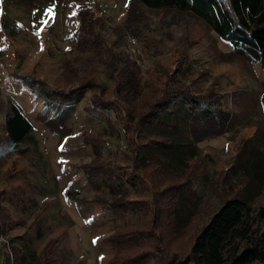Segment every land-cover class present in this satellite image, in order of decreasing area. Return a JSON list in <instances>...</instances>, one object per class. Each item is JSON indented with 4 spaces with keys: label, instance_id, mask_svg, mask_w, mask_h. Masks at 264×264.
<instances>
[{
    "label": "rangeland",
    "instance_id": "obj_1",
    "mask_svg": "<svg viewBox=\"0 0 264 264\" xmlns=\"http://www.w3.org/2000/svg\"><path fill=\"white\" fill-rule=\"evenodd\" d=\"M127 37L135 38L139 52L127 48ZM114 59L113 74L124 72L118 86L130 93L129 102L148 88L147 79L156 81L177 61L192 91L212 86L215 94L218 105L204 118H181L177 111L182 143L198 154L195 200L184 204L194 215L182 232L165 212L158 221L161 237L177 243L181 257L225 200L242 199L253 216L264 200L263 71L202 20L137 0H0V220L9 214L0 233V262L4 251L19 250L29 261L53 243L51 264H105L111 250L104 238L112 227L139 218L134 211L113 216L97 203L73 200L114 202L139 194L125 182L92 184L81 167L95 156L86 134L107 140L111 147L103 150L116 152L117 163L127 161L124 121L104 104L115 100L109 66ZM29 77H40L58 92L77 88L79 97L61 105L28 85ZM12 106L31 123L16 146L5 130ZM185 156L177 167L186 164ZM162 159L178 161L168 152ZM234 245L239 249L226 252V264H247L238 259L244 242Z\"/></svg>",
    "mask_w": 264,
    "mask_h": 264
},
{
    "label": "trees",
    "instance_id": "obj_2",
    "mask_svg": "<svg viewBox=\"0 0 264 264\" xmlns=\"http://www.w3.org/2000/svg\"><path fill=\"white\" fill-rule=\"evenodd\" d=\"M137 1L148 8H173L192 13L218 37L230 42L235 54L257 63L264 73V0ZM109 58L112 60L113 57ZM112 63L109 65L114 80L111 97L115 100L107 99L104 104L106 108L114 109L117 118L118 111L120 119L124 121L123 129L128 141L127 161L117 163L113 158L116 152L103 150L105 139L86 134L84 139L93 146L95 156L81 167L92 184L105 182L118 185L125 182L136 185L139 194L114 202L99 198H73L74 201L97 203L103 212L107 211L113 216L129 211L139 214L137 221L125 220L113 226L110 234L104 238L111 250L105 264H226V252L239 249L238 245L233 246L235 240L244 242L238 256L242 263L264 264V200L255 209L254 216L242 199L225 200L192 237L188 251L181 253L184 257L175 250L177 243H171L160 235L162 226L158 219L162 212L171 217L174 229L180 232L187 228L194 215L193 210L186 208L184 211V204L185 201L193 203L195 200L192 179L198 154L191 147L185 148L186 145L182 143L177 111L181 118L187 119L196 113H202L200 118L211 114L210 106L218 105L212 86L204 91H192L191 86L185 83L183 69L177 61L172 70L156 77V81L147 79L148 88L138 99L129 102L128 99L132 98L130 93L120 91L122 87L118 86L124 84L125 74L122 71L113 74L116 59ZM26 83L61 105L72 104L79 97L77 88L65 93L58 92L40 77H29ZM115 90H118L117 94ZM159 111L165 115L161 117ZM5 130L9 144L16 146L30 132L31 123L16 106H12L11 114L5 121ZM153 149H161V152L152 157L150 151ZM167 152L170 158L178 161L172 160L174 164L165 162L162 156ZM185 155L188 156L186 164L177 167L181 156ZM258 220L263 222L262 228L255 226ZM8 223L9 214H2L0 233ZM231 246L232 251L228 248ZM52 251L53 243L46 244L35 258L26 261L21 251L10 249L2 253L0 264H51Z\"/></svg>",
    "mask_w": 264,
    "mask_h": 264
},
{
    "label": "built area",
    "instance_id": "obj_3",
    "mask_svg": "<svg viewBox=\"0 0 264 264\" xmlns=\"http://www.w3.org/2000/svg\"><path fill=\"white\" fill-rule=\"evenodd\" d=\"M126 46H127L128 49L130 48L134 53L136 51L139 52V50L137 49V42H136L135 38H133V37H127V39H126ZM122 131L125 132L124 129H122ZM105 147H107V148L108 147H111V144L107 140L105 141ZM1 239H2V237H1Z\"/></svg>",
    "mask_w": 264,
    "mask_h": 264
},
{
    "label": "crops",
    "instance_id": "obj_4",
    "mask_svg": "<svg viewBox=\"0 0 264 264\" xmlns=\"http://www.w3.org/2000/svg\"><path fill=\"white\" fill-rule=\"evenodd\" d=\"M225 41V40H224ZM226 42H228V41H226ZM229 43V46H230V49L232 48V45H231V43L230 42H228ZM257 64V63H256ZM260 67V66H259ZM263 71V70H262ZM264 74V73H263ZM2 258H3V255H2ZM2 261V260H1ZM1 263V262H0ZM52 263V262H51Z\"/></svg>",
    "mask_w": 264,
    "mask_h": 264
}]
</instances>
